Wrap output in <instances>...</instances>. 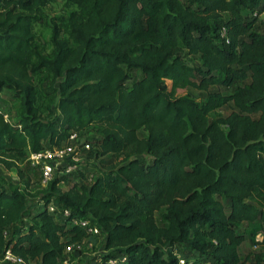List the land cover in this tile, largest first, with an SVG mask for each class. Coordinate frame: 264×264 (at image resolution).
<instances>
[{
    "label": "trees",
    "instance_id": "trees-1",
    "mask_svg": "<svg viewBox=\"0 0 264 264\" xmlns=\"http://www.w3.org/2000/svg\"><path fill=\"white\" fill-rule=\"evenodd\" d=\"M54 1L0 0V166L23 181L0 178V262L61 264L87 219L102 261L264 264V0H66L49 19ZM86 130L97 165L77 174L97 175L62 191L57 173L35 205L17 166Z\"/></svg>",
    "mask_w": 264,
    "mask_h": 264
},
{
    "label": "rangeland",
    "instance_id": "rangeland-1",
    "mask_svg": "<svg viewBox=\"0 0 264 264\" xmlns=\"http://www.w3.org/2000/svg\"><path fill=\"white\" fill-rule=\"evenodd\" d=\"M75 5L67 3L66 0H55L53 3L49 4L47 7L44 8L47 16L49 19L53 17L58 16H64L67 11L74 9ZM255 30L259 32H264V13L259 16V19L255 25ZM34 31L36 34L43 36L46 40H49L51 36V26L49 24H43V23H37L34 25ZM186 61L189 64H197L198 59L196 56H188L186 57ZM209 90H219L223 93H228L229 89H225L223 87H216V86H210ZM187 94L189 96L195 97L198 100H201L205 98L207 92L206 91H200L195 89H190ZM232 111V107L230 105H225L216 110V114L220 116H227ZM256 116V115H255ZM91 135L90 130L81 131L77 133V138L79 142L85 141L87 137ZM81 153V154H80ZM68 167L70 174H72L71 177L64 179L60 184L59 188L64 191L66 190L72 183L77 182H86L89 183L91 179H93L97 173L94 172H88L86 173V178L83 180L80 177V174H77L78 172L84 171L87 167H94L97 165V161L88 158L85 152H79L78 156L75 158V160H69ZM17 168L22 169L25 176L30 178V186H29V192L32 193V200L34 201V204L36 205V200L41 197L44 192L42 189L44 186L41 184V173L40 169L37 167H32L30 164L23 162L17 166ZM54 175L53 177H55ZM0 178L4 179L6 182L14 185V186H21L23 184V181L21 180V177L17 173V169H4L0 166ZM55 201H52L51 205H54ZM35 207V206H33ZM7 236L10 234V229H7L6 232ZM102 236H91L88 239H85L81 243V250L78 254H66V264H97V261L99 258L102 257V255L99 253L101 245H102ZM257 248H254L251 243L246 239L241 246L239 247V253L242 257H248V261H253V253L256 251ZM0 264H12L8 262L1 261ZM30 264H38V261H34ZM63 264V263H61Z\"/></svg>",
    "mask_w": 264,
    "mask_h": 264
},
{
    "label": "built area",
    "instance_id": "built-area-1",
    "mask_svg": "<svg viewBox=\"0 0 264 264\" xmlns=\"http://www.w3.org/2000/svg\"><path fill=\"white\" fill-rule=\"evenodd\" d=\"M89 149L90 145L84 141L79 142L77 133H73L69 136L68 141L65 144L31 153L27 160L32 167H37L40 169L41 184L46 186V184L53 178L55 174H65L69 172L68 170L70 167H68L67 163L69 160H75L79 152H85ZM49 209L53 210L52 205L49 207ZM68 213V210H64L65 215ZM74 222L86 227L89 233H92L95 236L104 237L101 230L98 227L92 225L89 220L81 219L74 220ZM82 242L67 245L65 247V252L78 254L81 250ZM1 261L12 264H25L21 257L14 255L9 249L5 251ZM125 261V256L109 258L105 261H102L101 258H99L97 264H121ZM62 263L66 264V259H63Z\"/></svg>",
    "mask_w": 264,
    "mask_h": 264
}]
</instances>
